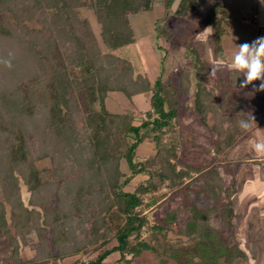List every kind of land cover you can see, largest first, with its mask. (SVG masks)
Segmentation results:
<instances>
[{
    "label": "trees",
    "instance_id": "obj_1",
    "mask_svg": "<svg viewBox=\"0 0 264 264\" xmlns=\"http://www.w3.org/2000/svg\"><path fill=\"white\" fill-rule=\"evenodd\" d=\"M177 1L164 0L166 12ZM199 1L179 0L173 13L187 17ZM215 1L197 30L212 26L219 54L226 10L224 0ZM89 6L102 26L106 51L89 20L78 12ZM153 8V0H0V59H11L12 65L0 63V240L7 241L14 264H60L73 257L70 264H130L128 257L154 250L142 237L150 225L145 210L161 203L163 187L178 191L191 172L206 169L178 168L179 140H184L179 137L180 103L188 100L193 87L194 114L200 125L217 134L218 153L255 127L248 132L239 128L245 114L254 115L257 125L261 101L253 85L246 92L240 88L244 77L230 64L210 79L211 69L197 55L177 79L158 77L152 83L114 53L135 42L129 16ZM163 20L156 21L158 37ZM31 22L41 27L26 25ZM167 36L177 39L168 30ZM77 92L85 98L83 107L76 101ZM114 92L131 98L150 94V109L141 124H136L134 111L106 109ZM148 139L155 154L135 162ZM46 160L50 166L41 169ZM123 161L129 174L122 170ZM144 174L148 179L129 190L133 179ZM204 177L195 193H207L216 204L201 207L188 193L179 206L157 217L152 229L176 226L179 235L194 242L181 264H233L246 255L229 241L231 204L219 201V172L210 169ZM21 183L28 189V202ZM212 215L229 234L212 224ZM32 242H37L34 256L23 259L22 247ZM113 254L119 259L111 263ZM0 264H7L1 254Z\"/></svg>",
    "mask_w": 264,
    "mask_h": 264
},
{
    "label": "rangeland",
    "instance_id": "obj_2",
    "mask_svg": "<svg viewBox=\"0 0 264 264\" xmlns=\"http://www.w3.org/2000/svg\"><path fill=\"white\" fill-rule=\"evenodd\" d=\"M156 4L158 0H154ZM241 7L244 9H248L250 6L249 2H239ZM179 0L173 5L172 10L166 12L165 7H161L154 9L153 11H142L139 14L129 16V21L132 23L136 30V40L133 44L121 47L114 51V53L122 58L130 61L136 71L139 74H147L152 80L158 78L160 76V71H162L166 64L171 63V57L169 55V50L177 49L179 50L183 48V50L187 49L186 53L188 55L189 61L185 62L182 60L183 64H193L194 58L197 55H200V46L195 43V33L197 31V24L204 15V13L208 12V1H201L197 10L194 13L189 14L187 17H179L176 16L173 11L178 7ZM80 16L82 18L88 19L89 23L97 37L101 47L104 51L106 48L103 44L102 38V26L99 23L97 15L95 13V9L93 6L84 7L78 10ZM244 20L250 24V31L255 32L253 29V23L250 19L249 10L243 14ZM11 18V17H10ZM164 19L160 23V29L162 36L158 37L156 32V21L160 19ZM12 21H15L12 18ZM27 26L30 28H40L41 26L36 22L27 23ZM162 27V28H161ZM167 30L176 35L177 39L170 40L167 36ZM186 38V40H181L182 38ZM154 41H156L154 43ZM150 66L152 67H149ZM173 64H180L179 59L177 58ZM225 66V65H224ZM223 66V67H224ZM222 68V67H221ZM160 69V70H159ZM174 77V76H173ZM260 81H254L253 84L258 86ZM194 87L192 89V95L188 97L187 101H181V115L183 120H181V132L180 136L184 140H179L180 143V159L178 161V168H182L185 170H191L194 167H202L206 168L205 171L201 174L199 173H190V177L185 179L183 187L177 191V189H170L168 187H163L161 190V194L165 197L158 205H153L149 209L145 210V213L148 214L150 225L145 228L143 231L142 237L145 242L150 244L154 248V250H145L143 253L136 257H128V261L130 264H181L184 261V256L190 252V249L194 242L188 241L186 238L182 237L177 233L178 228L173 226L168 230H158L152 229V226L157 217H161L164 215L165 210L168 207H176L179 206L185 199V196L190 193L191 197L198 201L199 206L201 207H209L213 206L215 200L210 198L207 193H195L199 184L203 183V179L205 178V174L208 173V170H217L223 180L222 187L223 190H218V198L219 201L225 205L226 201H229V197L235 191V187L232 184L226 188V181H228L227 172L231 171L233 174V169L235 168L238 162H242L240 160L231 161L229 160L228 154L237 147V145L242 142L246 137H248L252 131L264 121V92H255V96L260 99L261 108H257V111L260 112L257 117V125L247 134L245 138H243L239 143L233 146L226 152L218 153L214 147V141L217 139V134L207 130L204 126L200 125L196 115L193 111V94ZM244 92L249 91L248 88H244ZM252 93V92H250ZM110 97L106 100V109L112 113H124L126 111H134L136 114V124H141L142 119L145 117L146 112L150 109V94L144 93L137 98L128 97L124 93H111ZM138 104L136 105L135 102ZM76 101L83 107L85 98L82 94L76 93ZM97 106V105H96ZM99 108V107H97ZM187 108V109H186ZM154 143L151 139L145 141V143L138 149L135 162L146 161L149 157L155 154ZM231 162L229 165L226 163ZM256 163H260V165L264 168V159L256 160ZM50 166V162L48 160L41 162L39 167L41 169L47 168ZM122 170L125 173L129 174V168L125 161L122 162ZM224 177H223V175ZM226 178V181H225ZM148 179V175H138L136 176L128 189L132 190L136 185L145 182ZM229 182V181H228ZM22 194L25 202H28L29 192L27 187L21 183ZM198 192V191H197ZM0 198L3 199V194L0 189ZM211 222L215 227H219L220 229L226 230V234H229L226 226L220 221V219L216 215L211 216ZM183 225L184 222L182 221ZM233 238L229 240L233 245L239 246L236 242L237 231L233 226L232 229ZM244 233V231H243ZM37 242H32L29 246L23 247L22 255L24 257L30 256L32 250H34V246ZM55 253V252H54ZM0 254L2 255L5 263L14 264V261L11 259V249L7 244V241L4 239L0 240ZM184 254V255H182ZM190 258H192V254H189ZM119 259V256H111L109 258V262L114 263ZM257 259L259 261L251 262L249 258H240L236 260L233 264H264V259L262 255L258 256ZM75 260V257L68 258L63 262H59L60 264H70ZM85 260V259H84ZM222 264H228L224 260L221 262Z\"/></svg>",
    "mask_w": 264,
    "mask_h": 264
},
{
    "label": "crops",
    "instance_id": "obj_3",
    "mask_svg": "<svg viewBox=\"0 0 264 264\" xmlns=\"http://www.w3.org/2000/svg\"><path fill=\"white\" fill-rule=\"evenodd\" d=\"M201 1L203 0H200L199 3ZM207 1L208 12L204 13L197 24L198 26L204 17L210 13L212 7L216 3L215 0H213L212 3H209V0ZM243 1L249 2L250 7L248 9L241 7L239 2ZM223 4L226 10V16L222 25L223 32L220 40L221 53L217 54L216 42L211 25L202 27L195 33L194 40L195 43L200 46V58L208 69H211V66L217 63H222L223 65L230 64L232 55L237 51L236 46L245 42L251 43L257 37L264 36V4H262L260 0H224ZM161 7H164V0H158L157 4L154 2L153 10L156 8L160 9ZM248 10L255 32L250 31V24L243 18V14ZM132 27L135 32L136 40V30L133 25ZM208 27L211 28L205 30ZM155 42L156 41H154V43ZM186 50L187 49L183 50V48H181L179 52L174 48L169 50L171 63L166 64V67L160 71L159 77L165 80L170 78L177 79L185 68L191 67L192 64H187L189 59L188 55L185 54L187 52ZM177 58L180 64H173ZM182 60H185L187 63L183 64ZM149 67L152 66L149 64ZM143 75L147 76L152 83L157 80V78L152 80L147 74ZM137 96L140 95H136L134 98H137ZM135 104L138 105L136 102ZM257 142H264V121L228 154L227 158L229 160H240L242 162H238L234 165L233 174L230 172L231 168L230 171L228 170L226 176L229 182L226 181L225 178L226 188L232 184L235 187V191L225 204H231V209L233 211V226L237 231L236 242L251 262L259 261L257 257L260 255H262L264 259V168L260 163H256V160H263L264 155H258L255 152L254 145ZM230 163L229 161L226 165ZM23 247L21 250V257L23 259L32 258L35 254V250H32L30 256L24 257L22 255ZM116 255L118 254H113L112 256ZM9 257H11V254Z\"/></svg>",
    "mask_w": 264,
    "mask_h": 264
},
{
    "label": "clouds",
    "instance_id": "obj_4",
    "mask_svg": "<svg viewBox=\"0 0 264 264\" xmlns=\"http://www.w3.org/2000/svg\"><path fill=\"white\" fill-rule=\"evenodd\" d=\"M212 2L213 0H209V3ZM260 2L264 4V0H260ZM210 28L208 27L205 30ZM236 49L237 51L232 55L229 67L231 70L243 75L244 79L240 81V88L243 89L253 85V93L264 92V36L257 37L251 43H242L236 46ZM9 56H11V53ZM0 63L9 68L12 66L11 59H0ZM223 66L222 63L212 65L209 78H215L217 72ZM254 81H260L259 85H254ZM254 125L256 126V121L251 113L245 114L244 118L238 121L239 128L244 132L250 131ZM254 149L258 155H264V142L255 143Z\"/></svg>",
    "mask_w": 264,
    "mask_h": 264
},
{
    "label": "built area",
    "instance_id": "obj_5",
    "mask_svg": "<svg viewBox=\"0 0 264 264\" xmlns=\"http://www.w3.org/2000/svg\"><path fill=\"white\" fill-rule=\"evenodd\" d=\"M256 17V16H255Z\"/></svg>",
    "mask_w": 264,
    "mask_h": 264
}]
</instances>
